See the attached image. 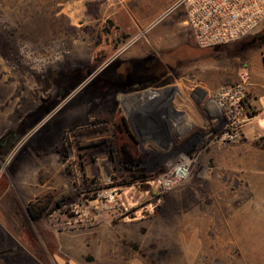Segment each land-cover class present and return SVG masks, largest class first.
<instances>
[{
  "label": "rangeland",
  "instance_id": "rangeland-1",
  "mask_svg": "<svg viewBox=\"0 0 264 264\" xmlns=\"http://www.w3.org/2000/svg\"><path fill=\"white\" fill-rule=\"evenodd\" d=\"M175 2L0 0V143L54 99V78L84 74L103 54L128 59L134 48L193 57L184 73L200 111L188 142L168 138L169 129L159 140L146 132L139 166L122 162L112 131L102 152L88 151L83 160L87 139L76 135L91 104L79 103L84 83L63 90L61 106L77 104L60 115L71 125L59 134L50 126L37 137V127L26 128L8 152L0 147V264H264V46L193 48L192 32L181 23L186 12ZM241 83L250 120L238 140L224 144L211 106L219 91ZM69 141L65 161L57 149ZM194 149L190 178L166 189L165 161Z\"/></svg>",
  "mask_w": 264,
  "mask_h": 264
},
{
  "label": "flooded vegetation",
  "instance_id": "flooded-vegetation-1",
  "mask_svg": "<svg viewBox=\"0 0 264 264\" xmlns=\"http://www.w3.org/2000/svg\"><path fill=\"white\" fill-rule=\"evenodd\" d=\"M244 44L246 43L236 42L235 46L236 48H240ZM190 45L198 50L201 48L196 44V42L194 45ZM148 54L149 55L146 54L143 57L129 58L125 60L114 57V59H111L110 61V58L103 54V57L100 59L101 64L91 65L89 68L86 67L84 74H64L59 78L56 75L57 78H54V83L57 93L54 99L49 98L45 101V103L43 101V103L38 106L35 111L31 112L24 120L19 123L18 127L12 128L5 133L0 143V147L3 148V154L14 147L16 142L19 141L21 137L29 133L26 128L34 129L37 127V129H35L33 132V134L37 133V137L50 126H53L59 130V134L61 130L64 129L65 123L67 125H71V121H67V123L64 118L60 117V115L68 108H70L68 110L70 111L71 108L77 104H73L74 100H70L67 101L68 103L66 102L61 106L62 100L57 99V97L62 95L63 90L70 91L72 85H77L76 87H78L79 84L81 85L83 83L84 93L81 95L82 98L79 103L91 104L87 113V122H83L84 125H80L82 129L80 133L76 135L80 138L87 139V143L83 145L82 148H80L85 152V154L83 153V155H80L83 160L84 157L87 156L88 151H93L95 154L102 152V147L108 143V141H104L103 136L104 134H109L110 131H112V136L117 140V151L123 155L122 162H124L125 165H131L132 167L139 166L143 162V160L136 157V154L138 150L141 152L144 149V141L146 140L144 136L146 135V132L149 131V125H153L156 129L160 127L164 133L162 137H156L158 140L160 138H167L166 136L170 133L171 136L168 135V138L170 137V139L173 141H190V139L193 138L195 134L193 137H190L189 133L191 131L197 130L199 125H190L191 123L187 122L186 124L190 125L189 127L181 123L180 125H176V123L173 122L174 118H178V121L179 119L182 120V117L180 116V113H177L179 112L177 109H175V111L173 110L174 108L172 101L169 102L165 100H159L158 103L156 102V104L152 105L148 102L142 103L135 101L133 96L134 92L146 90L150 87H166L173 85L179 79H183V77L187 80L189 75L188 73H184L185 62L192 61L194 58H181L178 56V54L166 55L164 52L161 54ZM182 71L183 73H181ZM122 93L127 95L129 94V96H126ZM119 95L121 99L119 98ZM122 96L128 98V101L123 102ZM246 103L247 99L245 101V107ZM211 107L213 110L217 108L213 106ZM56 109L60 110L58 112L59 117L56 116L58 114L55 112ZM212 109H207V112L210 110L209 114H207V117H211L210 113ZM53 112L55 113V117L51 116L48 118V120L51 118L54 119L48 126L46 125V127H44L46 123L43 120ZM160 114H162V116ZM167 115H170L171 117H168ZM77 127L78 126L75 125L73 127L71 126L66 131V134H71L72 130H75ZM166 129H169L168 131H170L168 134ZM218 129L220 130V133L216 137L220 142V137L223 133L220 128ZM149 144L151 145L152 143ZM71 147L72 142L69 141L68 146L62 145L61 148L57 149L58 152L63 151L65 161H67L68 157L71 155ZM194 150L195 151L191 152L180 151L176 154L171 153L170 156L175 159L182 153L190 158L192 161L190 168L191 174L194 164L193 155L198 149ZM111 160L112 162L115 161L113 149L111 150ZM85 165L86 164L84 163L81 164L82 167ZM128 169L131 170V168ZM162 170H165L166 172L168 171V169L165 167V164L164 169ZM41 208L42 212H44L48 207L43 206ZM34 210L35 212H38L37 209Z\"/></svg>",
  "mask_w": 264,
  "mask_h": 264
},
{
  "label": "built area",
  "instance_id": "built-area-1",
  "mask_svg": "<svg viewBox=\"0 0 264 264\" xmlns=\"http://www.w3.org/2000/svg\"><path fill=\"white\" fill-rule=\"evenodd\" d=\"M174 7L185 10L183 23L201 48L236 42L256 33L264 24V0H176ZM214 100L218 103L214 121L223 133L220 141L226 144L238 140L250 120L245 107L246 85L225 87ZM165 174L161 178L164 185L168 179Z\"/></svg>",
  "mask_w": 264,
  "mask_h": 264
},
{
  "label": "crops",
  "instance_id": "crops-1",
  "mask_svg": "<svg viewBox=\"0 0 264 264\" xmlns=\"http://www.w3.org/2000/svg\"><path fill=\"white\" fill-rule=\"evenodd\" d=\"M186 17L181 20V23L185 21ZM146 49H132L129 52V57L139 58L143 57L146 53ZM129 59V58H128ZM194 75H192V78ZM149 92L148 94H145ZM196 88L191 84V79L187 78L178 80L175 84L166 87H150L146 90L134 92L133 99L142 103L148 102L149 104H156L158 101H172L173 110L177 109V113H180L183 121L191 123V125H199L200 123V111L197 107ZM172 110V111H173ZM162 116V114H160ZM150 131V132H149ZM148 133L155 137H162L164 133L160 129L154 128L153 125H149ZM158 132V133H157ZM163 133V134H162Z\"/></svg>",
  "mask_w": 264,
  "mask_h": 264
},
{
  "label": "clouds",
  "instance_id": "clouds-1",
  "mask_svg": "<svg viewBox=\"0 0 264 264\" xmlns=\"http://www.w3.org/2000/svg\"><path fill=\"white\" fill-rule=\"evenodd\" d=\"M192 161L184 154H180L175 159H170L165 161V167L168 169V172L165 174L168 179L165 183V188H168V185L173 186L178 185L183 181H187L190 178V168Z\"/></svg>",
  "mask_w": 264,
  "mask_h": 264
},
{
  "label": "trees",
  "instance_id": "trees-1",
  "mask_svg": "<svg viewBox=\"0 0 264 264\" xmlns=\"http://www.w3.org/2000/svg\"><path fill=\"white\" fill-rule=\"evenodd\" d=\"M248 38H246V39L242 38L236 42H243V43L249 44L253 48L264 46V29L261 32L257 33L256 35H253L251 38H249V39ZM236 42H233V43H230V44L224 45V46H229V45L234 44ZM131 177L132 178H142V175H140V176L132 175ZM40 215H41V211H38L37 213L34 212V217H39Z\"/></svg>",
  "mask_w": 264,
  "mask_h": 264
},
{
  "label": "bare ground",
  "instance_id": "bare-ground-1",
  "mask_svg": "<svg viewBox=\"0 0 264 264\" xmlns=\"http://www.w3.org/2000/svg\"><path fill=\"white\" fill-rule=\"evenodd\" d=\"M215 101V100H214ZM216 102V105H217V107H218V103H217V101H215Z\"/></svg>",
  "mask_w": 264,
  "mask_h": 264
}]
</instances>
